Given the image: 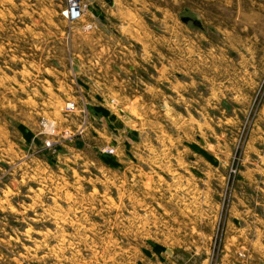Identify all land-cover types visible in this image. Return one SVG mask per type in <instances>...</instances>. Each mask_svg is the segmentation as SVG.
Returning <instances> with one entry per match:
<instances>
[{
	"label": "rangeland",
	"instance_id": "1",
	"mask_svg": "<svg viewBox=\"0 0 264 264\" xmlns=\"http://www.w3.org/2000/svg\"><path fill=\"white\" fill-rule=\"evenodd\" d=\"M89 3L0 0V264H264V0Z\"/></svg>",
	"mask_w": 264,
	"mask_h": 264
},
{
	"label": "built area",
	"instance_id": "2",
	"mask_svg": "<svg viewBox=\"0 0 264 264\" xmlns=\"http://www.w3.org/2000/svg\"><path fill=\"white\" fill-rule=\"evenodd\" d=\"M51 3H54L58 6V14L64 19V21L72 23V22H78L83 20L84 16L87 14L90 3L89 0H47ZM92 25L90 23H87L83 26L85 30L91 29ZM64 111L66 112H73L77 111L81 114L82 108L77 109L74 102L67 101L63 106ZM81 129L77 128L74 130V132L71 134L68 131H64L63 135L71 134L72 136H76L77 134H80ZM67 137H71L70 135H67ZM46 146H49L48 142L45 143ZM105 153H111L112 150L110 149H104Z\"/></svg>",
	"mask_w": 264,
	"mask_h": 264
},
{
	"label": "crops",
	"instance_id": "3",
	"mask_svg": "<svg viewBox=\"0 0 264 264\" xmlns=\"http://www.w3.org/2000/svg\"><path fill=\"white\" fill-rule=\"evenodd\" d=\"M94 13H95V10L89 12L90 15H92L93 17H95L94 16ZM97 13H99V11H97ZM118 54H119L118 56L113 55V58H117L119 61H121V56H123L124 53L121 52V51H118Z\"/></svg>",
	"mask_w": 264,
	"mask_h": 264
}]
</instances>
